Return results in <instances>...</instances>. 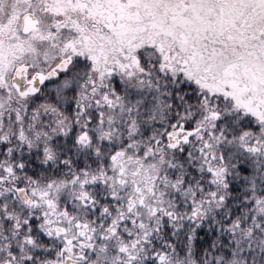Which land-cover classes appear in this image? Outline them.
Instances as JSON below:
<instances>
[{
    "label": "snow or ice",
    "instance_id": "1",
    "mask_svg": "<svg viewBox=\"0 0 264 264\" xmlns=\"http://www.w3.org/2000/svg\"><path fill=\"white\" fill-rule=\"evenodd\" d=\"M0 264H264V0H0Z\"/></svg>",
    "mask_w": 264,
    "mask_h": 264
}]
</instances>
